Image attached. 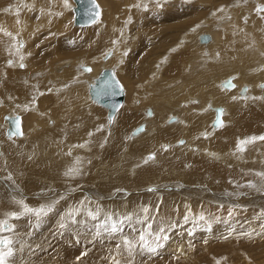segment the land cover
Returning <instances> with one entry per match:
<instances>
[{"label":"rangeland","instance_id":"374dc122","mask_svg":"<svg viewBox=\"0 0 264 264\" xmlns=\"http://www.w3.org/2000/svg\"><path fill=\"white\" fill-rule=\"evenodd\" d=\"M30 1H0V26L6 27L7 30H5L9 31H4L5 33L2 35L0 32V109H7L0 122V131H3V133L0 132V238H6L12 242L9 246L14 253L13 256L7 258V264H112L111 258L117 256L116 245L122 243V237L127 235L130 239H138L140 232L146 234V238L153 247L157 243L161 244L162 247L157 248L155 253H150L146 250H139V246H137L138 250L134 253L132 264H264V227H262L264 226V140L256 139L252 143L244 144V151L238 150L240 141L264 136V130L262 131L264 126L262 127L259 123L261 129L255 132V135H249L250 138H246V134H244L242 136L245 138L237 139L232 147H228V140L224 139L228 128L225 122H222L221 115L219 127L214 124L218 114L224 113L227 108H209L212 106L211 100H206L207 102L204 103L206 106L202 105L201 101L193 103L195 99L199 100L201 95H195L197 92L192 91L191 93L195 95L191 98L192 100H183V103L174 106L175 108L170 109L172 112H167L165 116L167 123L162 120L160 124L161 128L169 129H166L167 138L172 136V131L177 128V125L184 128L187 126L186 124H189L191 133L189 140L191 139L193 143L188 148L179 150L185 146L187 137L184 138L183 135L174 140L171 138L170 141L164 139L160 140L161 142L158 144L156 141L160 138L156 140L153 133L156 131H153L154 128L147 121L154 120L156 114L158 116L156 121H160L161 114L159 111L156 112V107L153 104H145L141 100L142 97L147 98L155 95V97L165 96L162 102L171 101L170 98L176 95L174 89L176 88L178 92L179 87L190 81L191 76L196 77L199 72L203 71L205 78L210 76L212 72L209 70L213 71L214 68L209 64L219 63L215 61L218 59L215 53L216 50H220L221 45L217 43L211 45L210 47H213L211 49L207 47L213 43L211 35L207 33L209 32L207 28L210 27L215 32H222L223 26L230 21L228 9L218 13L217 19L215 16L211 17L212 9L210 7L212 5H207L209 8L197 6L195 0H176L175 2L172 0L174 6H170L167 3L168 0L161 2L160 0H140V3L137 0L134 1V3L136 2L135 5H133L132 0L128 3L129 5L126 4L125 0H120L118 4H120L121 9L116 11L115 18L122 17L125 12L127 15L122 18L121 27L120 25L115 27V30L120 29L119 36L117 35V38L115 36V40L119 42L128 27L125 33L127 38H124L125 45L128 47L119 50V54L116 55L124 54L123 56L126 58L123 59L122 65L125 71L130 69L133 72L132 78L129 79L134 81L130 93L133 98L128 96V99L132 101L128 100L127 104H130L135 109L132 110L138 114L137 124H133L134 126L132 125L130 130L123 128L119 124V120L115 122L116 118L114 119V117L109 120L106 115L107 110L99 107L95 101L92 100L95 106L89 100L84 102L76 93L75 102L78 101L76 99H80V102L75 103L70 95L75 89V92L81 90L80 94H82L80 86L87 85L85 77L77 75L79 72L80 75L91 72V68L84 67L87 63H82V59L87 58L88 55L94 60L97 56V59L102 56L105 59L108 53L104 55L103 51L108 49L110 40L108 38L103 40V36L99 37L104 34L112 35L110 32L104 31V23L99 24V27L93 24L94 26L90 25L88 28L78 29L74 27V20L70 18L73 15L67 13V10L71 9L70 0H56L53 4H48L47 1L49 0H46L48 5L43 2L44 0H34L33 4L39 5L32 4L33 7H29ZM155 1H159V3L154 7L148 6ZM201 1H207V4L208 1L211 3L214 1L212 4H217V0ZM261 1V4L264 5V0ZM114 2L117 4L116 1ZM141 5L142 9L139 7ZM35 6L38 7L35 8ZM104 7L106 9V5L101 7L99 5L100 10ZM42 8H46V11L53 9L55 13H51L52 16L46 20L48 21L47 24L41 22L40 12H42ZM7 9L10 11L8 10V12ZM166 10L168 12L173 11L170 19L174 22L167 19ZM136 12L138 13L137 17L135 16ZM62 14L70 15V19L68 18V22L66 20L65 24H62L63 29H60L55 24ZM11 16L12 18H10ZM1 19L7 20L5 22ZM166 19L167 21H165ZM203 19H208L207 23L212 22L207 24L204 29L205 25L203 24L205 23H199ZM1 21H4V25ZM103 21L106 23L105 19ZM17 22H20V25L28 22L26 26L20 29V32L26 35V41L20 32L12 30L19 25ZM123 24L126 28L123 27ZM96 29L101 32L98 34ZM194 34L196 37L193 36ZM206 40L208 43H204ZM200 45L201 50H197V52L195 48ZM71 49L74 50L75 56L70 55ZM113 49L111 48L109 51L112 53ZM15 52L22 57L20 61L17 60L18 55L14 56ZM178 53L181 54L180 56L184 55V58L177 59ZM253 59L257 60L258 58L254 57ZM31 60L34 64L29 68L32 63ZM103 60L100 59L97 62L101 65L104 63ZM246 63L245 72L252 71L253 74H258V70L263 69V67L257 68L260 67L257 61L252 63V67H250V62L247 61ZM27 64H30L29 67H25ZM21 65H24V68ZM11 66L16 70L12 69ZM148 66L153 67L154 70L149 75L155 76L154 73L157 70H162V72L158 77H153L154 80L151 79L149 82L141 84L139 78L142 77V73L141 71L134 73L136 72L134 68L141 67L146 72ZM249 67L253 70H249ZM28 68L29 73L27 75ZM109 68L113 71L112 66ZM241 69H238V72ZM238 72L236 70L233 74ZM74 73L76 74L72 76ZM114 74L116 77L118 76L116 72ZM176 74H181L180 77L182 78H178L182 80L176 78ZM118 77L121 85L125 86V82L120 79V76ZM232 78H237V76L234 75ZM228 80L230 83L232 82L231 79ZM170 81L172 85L168 83ZM261 82L251 91L249 87V93L254 95H249L248 98L245 94L248 87L243 88L245 91L241 94L246 102H239L238 106H235V108L237 107L235 113L231 109L227 123L230 119L233 120L234 115L232 116V114L247 111V108H251L252 111L259 109L264 112L263 103L262 101L259 103L261 106L259 108L258 101L261 99L259 96L257 97L258 90H264V80ZM146 85L150 86L148 92L143 90L137 95V91ZM223 87L226 88V85ZM53 90L54 93L57 91L56 95L58 96L53 98L54 101L51 100L49 107L46 104L44 109L39 100L44 95L52 94ZM135 97L137 98L135 99ZM190 104L199 105L197 111L203 107L204 110L199 114L212 111L214 119L211 122L209 119L208 122H205L206 125L203 129H196L195 131L191 128V122L184 118L181 110L183 106ZM7 106L12 108V111H9L10 108L8 107V109ZM15 106L25 107L22 112L19 110L20 113H18ZM39 108L42 111H39ZM49 108L54 110L51 113L52 116ZM36 110L39 111L40 116H36L37 118L27 122L29 115ZM14 112H17L16 115L20 116L22 120L25 119L26 127L23 126L24 134L21 138H8L6 134L7 119L15 115ZM93 112L99 116L94 115ZM138 119L140 120L138 121ZM106 120L113 124H106ZM42 121L46 123L45 128L41 127ZM70 126H72L70 129L65 130ZM138 128L148 134L141 136L142 132H139L136 135ZM217 133L222 140L224 139L222 147L213 143L211 149L205 153L207 156H202L204 155L202 151L208 150V146L211 144L210 140L213 139L214 135L217 136ZM222 133L226 134L223 136ZM138 135L141 137L139 138ZM128 136H132L134 139H129ZM51 139H54V142L49 147ZM149 141L156 143V149L146 152ZM27 147L28 150L30 149L29 154L28 152L25 154L21 152ZM192 152L199 154L192 155L190 154ZM77 156H79L78 159ZM149 156L154 158L149 159ZM227 156L230 158L228 159ZM246 156L247 159L245 160ZM199 158L209 163L221 164V167L224 168L238 169L237 178L222 177L218 173H207L209 167L203 166ZM173 162L177 164H173ZM41 164L48 167L43 172L40 167ZM60 164L61 168H59ZM73 169L78 170V172L68 174ZM244 176L245 179L242 178ZM232 200H235V203ZM53 204V210L39 218L34 213L24 211L25 206L32 209L42 207L46 209ZM207 207L209 209H205ZM210 207L212 209L214 207L215 210L210 211ZM144 208L149 209L147 214L142 211ZM218 208L226 212L221 214L220 212L223 210L216 211ZM230 208H234L236 211L239 209L240 213L232 210L231 215H229L228 209ZM97 209H101L98 214L99 218L92 220L88 212L96 213ZM192 211L196 213L194 214ZM200 213L206 217L205 220L198 219ZM210 213H214L213 215L217 217H210V215L212 216ZM14 214L18 218H14ZM108 215H111L113 220H124L122 233L109 235L102 229H98L97 226ZM145 215L148 216L147 220H144ZM126 216H132V220H126ZM186 216L188 217L187 222L185 221ZM73 217L75 222H73ZM5 221L7 226H3ZM23 223H28V227H25ZM61 224L65 226L61 227ZM148 224L152 225L151 229L147 227ZM209 225H211L210 228ZM158 227L165 229L160 235H166L167 240L155 241V233ZM133 228L136 229L135 232L132 231ZM98 230L100 231L99 236L96 234ZM149 232L152 235H148ZM117 258L120 259L121 264H127L126 256H117Z\"/></svg>","mask_w":264,"mask_h":264},{"label":"bare ground","instance_id":"6f19581e","mask_svg":"<svg viewBox=\"0 0 264 264\" xmlns=\"http://www.w3.org/2000/svg\"><path fill=\"white\" fill-rule=\"evenodd\" d=\"M1 1V0H0ZM73 1V0H72ZM71 0H70V2H71V9H68L67 10V13H71V15H73V17H74V7H75V3H74V1L72 2ZM96 2H97V4H99L100 5V7L102 6V5H106V9H105V7H104V9H101L100 10V8H99V5H98V8H99V15H98V17H97V19L96 20H94L90 25H95L96 27H99L100 25L99 24H102V23H104V25H105V28H104V31L107 33H109L110 32V34H112L113 35V33H114V36H112V35H107V34H104V35H101V36H99V37H104L103 38V40H105V38H108L110 41V43H109V46H108V49H105L103 52H104V55L107 53V55H106V57H105V59H104V57L102 56L100 59L101 60H103L104 61V63H101V65H100V63H98L97 61L98 60H100V59H97L98 58V56H97V58L94 60V58L92 59L89 55H88V57L87 58H85V59H82L83 60V62L82 63H84V64H86L87 63V65H85L84 67H89V68H91V72L89 73H87V74H83V75H80L81 73L79 72L77 75L78 76H82V77H85V80H86V83H87V85L85 84V85H81L80 87L82 88V94H80L81 93V90H80V92H75V90L74 91H72L71 93H70V95H71V97H73V102H75V95H79V98L80 99H82L84 102H87L88 100H89V102L90 103H92V104H94V106H95V103H93V101H92V99H90L91 97H89L90 96V93H88V89H90V86L92 85V84H94L95 83V81L97 80V78H98V76H99V74H100V72H101V69L103 70V68H108V69H110L109 67H111L112 66V68H113V72H116V74L118 75V76H120V79H122L124 82H125V86H124V88H125V90H124V88H123V86H122V88H123V94H124V97H123V103H122V105H121V107L117 110V112L115 113V116H114V119H115V122H117L118 120V122H119V124L123 127V128H131V126L133 125V124H137L136 122H137V112L135 113L132 109H134L132 106H130V104L128 105L127 104V101L129 100L128 99V96H130V93H131V89H132V87H133V85H134V81H132V80H129V79H131L132 77V74H133V72H132V70H126L125 71V69H124V67H123V59L124 58H126V57H124L123 55L124 54H120V55H116V54H119V50H122V49H126L128 46H126L125 45V39L124 38H127V35H125V33L127 32V28L125 27V25L123 26V27H125L126 28V31L124 32V36L123 37H121V40H119V42H118V40H115V36H116V38H117V35L119 36V30H115L116 28L115 27H118L120 24H122L121 23V21H122V18L123 17H126V15H127V12H125L124 13V15L122 14V17H119V18H115V15H117V14H115L116 13V11L117 10H119V9H121V7H119L120 6V4H118L119 2H120V0H113V1H116L117 2V4H115V2L113 3V1H110V0H95ZM124 1V0H123ZM131 0H125V2H126V4H128L129 2H130ZM133 1V3H134V1H137V0H132ZM146 1V0H145ZM144 1V2H145ZM161 1H163V0H160V2ZM166 1V0H165ZM172 0H168L167 1V3H169L170 4V6H174V3H172L171 2ZM176 0H174V2H175ZM4 2V1H3ZM16 2H18V1H16ZM45 4H47L46 3V0H44L43 1ZM48 2V4L49 3H51V4H53L54 2H56V0H49V1H47ZM138 3H140V0H138L137 1ZM143 2V3H144ZM157 1H155V3H151L150 5H148L149 7H154L156 4H158L159 3V1L156 3ZM195 2H196V4H197V6H207V5H209V6H211L210 8L212 9V16L211 17H216L217 19H218V13H222L223 12V10L224 9H228V11L227 12H229V15H230V21L228 22V23H226V25H224L223 26V28H224V30H223V28H222V32H215V31H213L210 27L209 28H207L208 30H209V32H207V33H209L210 35H211V37H212V39H213V43L212 44H210L209 46H207V47H209L210 49L211 48H213V47H210L211 45H213V44H217V43H219V45H221V47H220V50H216V53H215V55H216V58L218 57V59L217 60H215V61H218L219 63L217 64V63H215V62H213L212 64L210 63L209 65H211L212 66V68H214V70L212 71L211 69L209 70L210 72H212L211 74H210V76L208 77V78H205V73H203V72H199V74L196 76V77H194V75L193 76H191V79H190V81H188V82H185V84L184 85H181L180 87H179V91L180 90H182L180 93H179V91L177 92L176 91V88L174 89V93L176 94V95H174L172 98H170L171 99V101H169L168 100V102H162V99L165 97V96H163V97H155V95H152V96H148L147 98L146 97H142V99L141 100H143L144 101V103L145 104H153L155 107H156V109L155 110H157L156 112L158 113V111L160 112V114H161V117H159L160 118V121H156L157 120V114L155 115V119L154 120H149V121H147V123H150V125H151V127H153L154 129H153V131H156V132H153L154 134H155V138H156V140L158 139V138H160L158 141H156L158 144H159V142H161L160 140H164V139H167L168 141H170L171 140V138H173L172 140H174V139H176V137H178V138H180V137H182L183 135V137L185 138V137H187V139H186V141H185V146H183V147H181V148H179V150L181 149H184V148H188L189 147V145H191V143H193V141H191V139L189 140V137L191 136V133H190V128L188 127V125L189 124H186L185 126L186 127H184V128H181V127H183V126H181V127H178V125L176 126L177 128H175V129H173V133H172V136L170 135L169 136V138H167V130H169L168 128H166V129H163V128H161L160 127V124H161V121L163 120L164 122H166L167 123V117L165 118V116H166V114H167V112H172L170 109H173V108H175L176 107V105H180V103H183V100H192L191 98L193 97V96H195V95H201L200 97H199V100H197V99H195L194 101H193V103H197V101H201L202 103V105L205 103V102H207L206 100H211V102H212V106H210L209 108H212V109H216V108H218V107H221V109H222V107H226L227 109H226V111L224 112V113H220V114H218V117L216 118V122H214V124L216 125V126H218L219 127V125L221 124V118H220V115L222 116V122H225V125H227L226 127L228 128V129H226L227 131H226V133H222L221 135H223V134H226L225 135V140H228V144H229V146L228 147H232L235 143H236V140L237 139H241V138H245L244 136H242V135H244V134H246V138H248L249 137V135L250 136H252V135H255L254 133L255 132H257L259 129H261V128H259V123H261V126L263 127L264 126V112L263 111H260L259 109L258 110H255V111H252V109L251 108H247L248 110L247 111H240V112H238V113H236V114H232V116H233V120H231L230 119V121H229V123H227V120L229 119V117H230V114H231V109H233V111H234V113H235V111L237 110L236 108H235V106L237 105L238 106V103L239 102H241V101H243V102H246V99H244V97H242V92L243 91H245V89H243L245 86H247L248 87V91L245 93L246 95H247V98L249 97V95H254V94H250L249 92L255 87V86H257V84L258 83H260L261 81H263L264 80V72H263V69H264V11H261L260 9H264V5H262L261 4V0L259 1V0H217V4L216 5H214V4H212L211 2H209L208 1V4L206 3L207 1H201V0H195ZM8 3H9V1H8ZM34 3V0H31L30 1V5H29V3H27V5H29V7H33V6H31L32 4ZM62 3V2H61ZM68 3V2H67ZM136 3V2H135ZM135 3L133 4V5H135ZM142 3V2H141ZM167 3H164V4H167ZM35 4H37V3H35ZM35 4H33V5H35ZM41 4V3H40ZM47 4V5H48ZM64 4V3H63ZM132 4V3H131ZM37 5H39V4H37ZM41 5H43V4H41ZM55 5H56V3H55ZM122 5V4H121ZM129 5V4H128ZM176 5V4H175ZM21 6V5H20ZM46 6V5H45ZM67 6H68V4H67ZM118 6V7H117ZM130 6H132V5H130ZM159 6V5H158ZM22 7V6H21ZM38 6H35V8H37ZM42 7H44V5L42 6ZM117 7V8H116ZM124 7V6H123ZM136 7V6H135ZM140 8L142 7V5L141 6H139ZM157 7V6H156ZM177 7V6H176ZM181 7V6H180ZM208 7V6H207ZM128 8H129V6H128ZM128 8H127V10H128ZM199 8V7H198ZM209 8V7H208ZM22 9V8H21ZM123 9V8H122ZM136 9V8H135ZM142 9V8H141ZM141 9H139V10H141ZM159 9V8H158ZM9 9H7V11H8ZM35 10V9H34ZM138 10V9H137ZM199 10V9H198ZM202 10V9H201ZM6 11V12H7ZM10 11V10H9ZM8 11V12H9ZM12 11V10H11ZM122 11V10H121ZM176 11V10H175ZM191 11V10H190ZM54 13V11H53V9H51V10H48V11H46V8H42V12H40L41 14V22H43V23H46L47 24V22L48 21H46L48 18H50L52 15H51V13ZM120 12V11H119ZM177 12V11H176ZM180 12V11H179ZM52 13V14H53ZM140 13V12H139ZM155 13V12H154ZM172 13H173V11H171V12H168L167 10H166V15H167V19H170L171 17H172ZM29 14V13H28ZM55 14V13H54ZM100 14H101V19L99 20V18H100ZM136 15V17L138 16V13L136 12L135 13ZM141 14V13H140ZM165 14V13H164ZM174 14H175V12H174ZM12 15V14H11ZM185 15V14H184ZM13 16H15V15H13ZM22 16V15H21ZM24 16V15H23ZM120 16V15H119ZM135 16H133V17H135ZM70 17V15H67V14H62L61 15V17H59V19L56 21V27H60V29H63V26H62V24L64 23V22H66V20L68 19ZM73 17H70L71 19H73L74 20V18ZM175 17H177V16H175ZM10 18H12V16L10 17ZM9 18V19H10ZM69 18V19H70ZM115 18V19H114ZM164 18V17H163ZM216 18H215V20H216ZM21 19V18H20ZM68 19V20H69ZM106 20V23H105V21H103V20ZM129 19H131V18H129ZM140 19V18H139ZM167 19L165 20V21H167ZM222 19V18H221ZM1 20H4V19H1ZM5 20H7V19H5ZM4 20V21H5ZM24 20V19H23ZM68 20H67V22H68ZM99 20V22L97 23V21ZM134 20H136V19H134ZM141 20V19H140ZM146 20V19H145ZM171 20V19H170ZM208 20V19H207ZM206 19H203V20H200L199 21V23L200 22H203V23H205V24H203V25H205V27H203V29L204 28H206L207 27V24H209V23H212V22H209V23H207L208 21H207ZM4 21H1V23H3ZM12 21V20H11ZM16 21V20H15ZM169 21V20H168ZM171 21H173V20H171ZM6 22V21H5ZM13 22V21H12ZM40 22V23H41ZM74 22V21H73ZM123 22V21H122ZM129 22V21H128ZM174 22V21H173ZM27 23L28 22H25V23H23L22 25H20V22L18 23L17 22V24H19V25H17L14 29H12V30H17L18 31V33L20 32V29L22 28V27H24V26H26L27 25ZM39 23V24H40ZM97 23V24H96ZM160 23V22H159ZM65 24V23H64ZM129 24V23H128ZM168 24V23H167ZM202 24H200V25H202ZM1 25V24H0ZM2 25H4V23L2 24ZM42 25V24H41ZM54 25V26H55ZM90 25H88V26H90ZM93 25V26H94ZM99 25V26H98ZM200 25H199V27H200ZM12 26V25H11ZM15 26V25H14ZM39 26V28H41L40 27V25H38ZM88 26H74V27H77L78 29L79 28H84V27H87L88 28ZM133 26V25H132ZM13 27V26H12ZM62 27V28H61ZM64 27H65V25H64ZM102 27H104V26H102ZM120 27H121V25H120ZM212 27V26H211ZM27 28V27H26ZM66 28V27H65ZM202 28V27H201ZM6 29V27H3V26H0V32H2L1 33V35L3 34V33H5V32H9V31H6L5 30ZM10 29V28H9ZM52 29V28H51ZM54 29V28H53ZM52 29V30H53ZM59 29V28H58ZM59 29V30H60ZM94 29V28H93ZM11 30V29H10ZM57 30V29H56ZM99 30V29H98ZM97 29H96V31H97V33L99 34L101 31L99 30L98 31ZM5 31V32H4ZM206 31V30H205ZM204 31V32H205ZM59 32V31H58ZM195 32V31H194ZM197 32V31H196ZM21 33V32H20ZM25 33V32H24ZM90 33V32H89ZM22 35H23V37H24V39H25V41L27 40L26 39V35L25 34H23V33H21ZM71 34V33H70ZM12 34H10V36H11ZM93 35V34H92ZM91 35V36H92ZM96 35V34H95ZM201 35V34H200ZM204 35V34H203ZM27 36H28V34H27ZM112 36V37H111ZM134 36V35H133ZM193 36H195L196 37V35L194 34ZM193 36H191V37H193ZM195 37H193V38H195ZM13 38H14V36H13ZM66 38V37H65ZM95 38H96V36H95ZM21 39V38H20ZM60 39V38H59ZM97 40H99L98 38H96ZM96 39H95V42H96ZM179 39V38H178ZM191 39V38H190ZM196 39V38H195ZM232 40V41H231ZM23 41V40H22ZM58 42V41H57ZM88 42H89V40H88ZM104 42V41H103ZM132 42V41H131ZM204 42V41H203ZM211 42V41H210ZM6 43V42H5ZM4 43V44H5ZM94 43V42H93ZM133 43V42H132ZM201 43V42H200ZM204 43H208L207 41L206 42H204ZM204 43H201V44H204ZM89 45V44H88ZM187 45V44H186ZM206 45V44H205ZM7 46V45H6ZM14 47H15V45H14ZM99 47H100V45H99ZM192 47V46H191ZM190 47V48H191ZM196 47V46H195ZM16 48V47H15ZM111 48H114L113 49V51H112V53L109 51ZM193 48H194V46H193ZM192 48V49H193ZM74 49V48H73ZM73 49H71V52H70V55L71 56H75V53H74V50ZM196 49V51L198 50H201V45L199 46V47H196L195 48ZM202 49H203V47H202ZM216 49V48H215ZM14 51H16V50H14ZM195 51V52H196ZM197 51V52H198ZM18 52H20V51H18ZM122 52V51H121ZM120 52V53H121ZM188 52V51H187ZM191 52H192V50H191ZM14 53V52H13ZM142 53V52H141ZM68 54V53H67ZM132 54V53H131ZM179 54V53H178ZM186 54V53H185ZM15 55H18L17 56V60L18 61H20L21 59H22V57L20 56V54L19 53H17V52H15V54H14V56ZM23 55H24V52H23ZM181 54H179L178 55V57H177V59H179V60H181V59H183L184 58V55H182V56H180ZM190 55V54H189ZM26 56V55H25ZM62 56V55H61ZM66 56V55H65ZM175 56V55H174ZM176 56H177V54H176ZM186 56V55H185ZM16 57V56H15ZM78 57V56H77ZM182 57V58H181ZM254 57H257L258 59L257 60H255V59H253ZM236 58H237V60H236ZM175 59H176V57H175ZM77 60H79V59H77ZM186 60V59H185ZM188 60V59H187ZM199 60V59H198ZM236 60V61H235ZM245 60H246V62L248 61V62H250V67H252V63L253 62H258L259 64H258V66H260V67H257L258 69L259 68H261V67H263V69H257L258 71H259V73L258 74H253V72L252 71H246L245 72V70H246V65H247V63L245 62ZM32 61V60H31ZM63 61V60H62ZM175 61V60H174ZM173 61V62H174ZM178 60H176V62H177ZM233 61V62H232ZM72 62V61H71ZM75 62V61H74ZM175 62V63H176ZM179 62V61H178ZM33 61H32V63H31V66L29 67V65L27 64V65H25V67H29V68H31L32 66H33ZM84 64H82V65H84ZM127 65V64H126ZM180 65V64H179ZM182 65V64H181ZM249 65V64H248ZM254 65V64H253ZM18 66V65H17ZM100 66H102V67H100ZM132 66V65H131ZM255 66H256V63H255ZM52 67V66H51ZM65 67V66H64ZM68 67H70V66H68ZM83 67V66H82ZM176 67V66H175ZM188 67V66H187ZM241 69V67H243V69H241L239 72H238V69ZM244 67H246L245 68V70H244ZM250 67H249V70H251L250 69ZM11 68H12V66H11ZM19 68V67H18ZM24 68V67H23ZM29 68H28V70H27V75H28V73H29ZM36 68V67H35ZM127 68H128V66H127ZM132 68H134V67H132ZM148 69H147V71L146 72H144L142 69H141V67H137V68H134V71H136V72H134V73H138V71H141V73H142V77L141 78H139L140 79V82H141V84H145L146 82H149L153 77H158L160 74H161V72H162V70L160 71H156L155 73H154V75L155 76H153V74L152 75H149V74H151V73H153L154 72V70H153V67H150V66H148L147 67ZM150 68V69H149ZM177 68V67H176ZM181 68V67H180ZM12 69H14V67L12 68ZM22 69V68H21ZM138 69V70H137ZM146 69V68H145ZM14 70H16V68L14 69ZM18 70V69H17ZM23 71H25V69H22ZM69 70V69H68ZM88 70H90V69H88ZM118 70H120L121 72H119ZM156 70V69H155ZM178 70V69H177ZM237 70V72L238 73H235V74H233L235 71ZM253 70V69H252ZM143 71V72H142ZM255 71H256V69H255ZM257 71V72H258ZM262 71V72H261ZM19 72V71H18ZM17 72V73H18ZM66 72V71H65ZM171 72V71H170ZM21 73H22V71H21ZM84 73V72H83ZM24 74H25V72H24ZM62 74V73H61ZM76 73H74V74H72V76L73 75H75ZM98 74V75H97ZM196 74V73H195ZM233 74V75H232ZM135 75V74H134ZM181 75V74H180ZM180 75L178 74H176L175 76H176V78H178V77H180ZM234 76V75H236L237 76V78H232V76ZM71 76V77H72ZM117 76V78H119ZM138 76V75H137ZM136 76V77H137ZM152 76V77H151ZM168 76V75H167ZM231 76V77H230ZM171 77V76H170ZM135 78V77H134ZM180 78H182V77H180ZM179 79V78H178ZM188 79V78H187ZM228 79H231L232 80V82L230 83L229 82V80ZM152 80H154V79H152ZM179 80H182V79H179ZM184 80V79H183ZM225 80V81H224ZM251 80H252V83H251ZM130 81V82H129ZM185 81V80H184ZM254 81V82H253ZM155 83V82H154ZM169 84L171 83V81L170 82H168ZM182 83V82H181ZM187 83V84H186ZM249 83V84H248ZM262 83V82H261ZM124 84V83H123ZM160 84V83H159ZM217 84V85H216ZM156 85V84H155ZM170 85H172V84H170ZM216 85V86H215ZM226 85V88H224L223 86H225ZM229 85H231V86H229ZM242 85H244V86H242ZM249 85V86H248ZM249 87H250V91H249ZM150 88V86H143V87H141L138 91H137V95H138V93L139 92H141V91H143V90H147L146 92H148V89ZM172 88V87H171ZM56 89V88H55ZM54 89V90H55ZM152 89V88H151ZM241 89H242V91H241ZM256 89V88H255ZM255 89H254V91H255ZM260 89V88H259ZM54 90H53V92H52V94H50V95H44L40 100H39V102H40V104H41V107H43L44 109H45V105L47 104L48 106L47 107H49V103L51 102V100H53V98L54 97H57L58 95H56L57 94V91L54 93ZM151 91V90H150ZM173 91V90H172ZM194 92V91H196L197 92V94H195V95H193L191 92ZM159 92V91H158ZM256 92H257V90H256ZM77 93V94H76ZM84 94V95H83ZM88 94H89V96H88ZM154 94V93H153ZM165 95V94H164ZM246 95H244V96H246ZM256 95V94H255ZM88 96V97H87ZM131 96H132V94H131ZM130 96V97H131ZM260 97V101H258V105H259V103H261V101H262V106H264V90H258V93H257V97ZM263 96V97H262ZM63 97V96H62ZM59 98V97H58ZM60 98H61V96H60ZM127 98V99H126ZM132 98H133V96H132ZM131 98V99H132ZM137 97H135V99H136ZM72 99V98H71ZM80 99H76V100H78V101H76L75 103H78V102H80ZM126 99V100H125ZM140 99V98H139ZM165 99V98H164ZM168 99V98H167ZM166 99V100H167ZM249 99H251V100H253L252 98H249ZM14 100H16V99H14ZM134 100V99H133ZM54 101V100H53ZM129 101H132V100H129ZM136 101V100H135ZM143 101H141V102H143ZM62 103H63V101H62ZM177 103V104H176ZM192 103V102H191ZM250 103H251V101H250ZM11 104V103H10ZM51 104V103H50ZM60 104V103H59ZM91 104V105H92ZM132 104V103H131ZM188 104V103H187ZM245 104V103H244ZM57 105V104H56ZM99 105V104H98ZM205 105V104H204ZM257 105V106H258ZM11 107H13L12 105H10ZM37 106V105H36ZM88 106V105H87ZM123 106V107H122ZM127 106H129V108H126ZM148 106V105H147ZM150 106V105H149ZM175 106V107H174ZM206 106V105H205ZM260 106V105H259ZM9 106H7V108H8ZM24 107L25 106H15V110H18V113H20L19 112V110H21V112H22V110H24ZM40 107V108H41ZM61 107V106H60ZM99 107H100V105H99ZM102 107V106H101ZM139 107V106H138ZM143 107V106H142ZM199 107V105H193V104H190V105H186V106H183L182 107V114L184 115V118H186L188 121H190L191 122V128L192 129H195V131H196V129H203L204 127H205V122H208V120L209 119H211L210 120V122L212 121V119H214V116H213V114L209 111V112H204V113H201V114H199V112H201V111H203L204 109H203V107H202V109L200 110V111H197L196 109ZM10 108V107H9ZM8 108V109H9ZM14 108V107H13ZM39 108V111L41 110ZM56 108V107H55ZM74 108V107H73ZM103 108V107H102ZM122 108V109H121ZM259 108H261V106L259 107ZM12 108H10L9 109V111L11 110ZM88 109H90L89 107H88ZM105 109V108H104ZM199 109V108H198ZM5 110L7 111V109L6 108H3V109H0V122H1V117H2V115H3V113L5 112ZM49 110H50V115H51V113L54 111V110H52V109H50L49 108ZM68 110V109H67ZM91 110H93V109H91ZM90 110V111H91ZM106 110V109H105ZM135 110V109H134ZM153 110H154V107H153ZM154 110V111H155ZM12 111V110H11ZM14 111V110H13ZM39 111H32V115L30 114L29 115V118L27 119V122H30V121H32L33 119H35V118H37L36 116H40V113H39ZM42 111V110H41ZM94 111V110H93ZM166 111V112H165ZM174 111V110H173ZM26 112V111H25ZM59 112V111H58ZM61 112H62V110H61ZM165 112V113H164ZM175 112H176V110H175ZM15 113V112H14ZM17 113V112H16ZM16 113H15V115H12L11 117H9V119H7L6 121H7V126H8V129H7V132H6V134H7V137L8 138H14V137H18V138H21V136H23V134H24V127L23 126H25V119H21V117H20V125H22L21 126V134L20 135H15V136H9V131L11 130V125H12V123H11V120L12 119H14V118H16V117H18V115H16ZM24 113V112H23ZM42 113V112H41ZM94 113V112H93ZM103 113H105L104 111H103ZM149 114H151V112H148ZM155 113V112H154ZM207 113H208V116H207ZM214 113H215V110H214ZM174 114V113H173ZM92 115V114H91ZM94 115H97V114H95L94 113ZM105 115V114H104ZM106 115H107V112H106ZM147 115V114H146ZM170 115V114H169ZM52 116V115H51ZM86 116V115H85ZM97 116H99V115H97ZM102 115H100V118H102L101 117ZM149 116V115H148ZM206 116V117H205ZM216 116V115H215ZM94 117H96V116H94ZM169 117H171V116H169ZM43 118V117H42ZM81 118H82V115H81ZM6 119V118H5ZM44 119H45V116H44ZM21 120H22V122H21ZM38 120V119H37ZM93 120V119H92ZM140 119H138V121H139ZM217 120H218V122H217ZM36 121V120H35ZM56 122H58L57 120H55ZM145 121H146V119H145ZM36 122H38V121H36ZM100 122V121H99ZM106 124H108L109 122L106 120ZM40 123V122H39ZM101 123V122H100ZM99 123V124H100ZM143 123V122H142ZM180 123V122H179ZM227 123V124H226ZM31 124V123H30ZM36 124V123H35ZM41 127L42 128H45V126H46V123L44 122V121H42L41 122ZM110 124H113L112 122L111 123H109V125ZM182 124H184V122L182 121ZM209 124V123H208ZM38 125V124H37ZM62 125V124H61ZM149 125V124H148ZM6 126V127H7ZM39 126V125H38ZM63 126H65V124H63ZM114 126H115V123H114ZM134 126V125H133ZM162 126V125H161ZM26 127V126H25ZM61 127V126H60ZM72 126H70V127H65L66 129L65 130H67V129H70ZM37 128V127H36ZM207 128H208V126H207ZM58 129V128H57ZM82 129V128H81ZM139 129V128H138ZM146 129V128H145ZM36 130V129H35ZM83 130V129H82ZM128 130V129H127ZM131 130V129H130ZM140 130H141V128H140ZM209 130V129H208ZM264 130V128L262 129V131ZM118 131V130H117ZM133 131V130H132ZM147 131H149V130H147ZM203 131V130H202ZM216 131V130H215ZM222 131V130H221ZM1 133H3V131H0ZM64 132V131H63ZM71 132V131H70ZM139 132H142L141 134V136H144V135H147L148 133L147 132H145L144 130H142V131H137L136 130V135L137 134H139ZM69 133V132H68ZM85 133V132H84ZM122 133V132H121ZM203 133V132H202ZM78 134V133H77ZM125 135V134H124ZM72 136V135H71ZM139 136V135H138ZM141 136H139V138L141 137ZM153 136V135H152ZM224 136V135H223ZM46 137V136H45ZM129 137V136H128ZM146 137V136H145ZM48 138V137H47ZM73 138H74V134H73ZM72 138V139H73ZM135 138H137V137H135ZM191 138V137H190ZM208 138V137H207ZM232 138V139H231ZM250 138V137H249ZM75 139V138H74ZM116 139H118V138H116ZM128 139V138H127ZM129 139H134L132 136L131 137H129ZM223 139V140H224ZM47 140V139H46ZM102 140V139H101ZM152 140H155V139H152ZM193 140V139H192ZM223 140L221 139V137L218 135V133H217V136L216 135H214V137H213V139L212 140H210L211 141V144H209V146H208V150H206L205 149V151L203 150L202 151V153L204 154V155H202V156H207V155H205V153H207V151H209V149H211L210 147L212 146V144L214 143L215 145H217V146H221L222 147V144H223ZM103 141V140H102ZM54 142V139H51V141H49V147H51L52 145V143ZM117 142H120V141H118L117 140ZM116 142V143H117ZM124 142V141H123ZM154 141H149L148 143H147V150H146V152H148V150H151V149H156V143L154 144L153 143ZM197 142V141H196ZM69 143V142H68ZM224 143H226V145H228L227 144V142L226 141H224ZM100 144V143H99ZM115 144V143H114ZM200 144H202V143H200ZM54 145V144H53ZM207 145V144H206ZM205 145V146H206ZM226 145H224V146H226ZM248 145H250V144H248ZM263 145H264V142H263ZM56 146V145H55ZM106 146V145H105ZM115 146V145H114ZM144 146V145H143ZM145 146H146V144H145ZM111 147V146H110ZM120 147V146H119ZM256 147V146H255ZM58 148V147H57ZM79 148H80V146H79ZM84 148V147H83ZM141 148V147H140ZM162 149V148H161ZM80 150V149H79ZM167 150V149H166ZM214 150V149H213ZM260 150V149H259ZM19 151V150H18ZM29 151H30V149L28 150V147L26 148V149H24L23 151H21V152H23L24 154L26 153V152H28V154H29ZM201 151V150H200ZM199 151V152H200ZM168 152V151H167ZM170 152V151H169ZM217 153V152H216ZM28 154H26V155H28ZM45 154V153H44ZM88 154V153H87ZM190 154H192V155H197V154H199V153H190ZM190 154H188L189 156H190ZM158 155V154H157ZM165 155H167V154H165ZM199 156V155H198ZM25 157V156H24ZM197 157V156H196ZM228 157V156H227ZM19 158V157H18ZM79 158V156H77V159ZM186 158V157H185ZM191 158V157H190ZM194 158V157H193ZM198 158V157H197ZM197 158H195V159H197ZM230 158V156L228 157V159ZM233 158V157H232ZM20 159V158H19ZM72 159V158H71ZM192 159V158H191ZM194 159V160H195ZM200 159V158H199ZM242 159H244L243 157H242ZM247 159V156H246V158H245V160ZM203 159H200V163L203 165V166H205V167H209V169L207 170V173H211V174H215V173H218V175L220 174L222 177H233V178H237L236 176V174L237 173H239L238 172V169H235V168H230V167H227V168H224V167H221L222 165L221 164H217V163H209V162H207V161H202ZM237 160H238V158H237ZM244 160V161H245ZM129 161H131V160H129ZM163 161V160H162ZM161 161V162H162ZM165 161V160H164ZM240 162H241V160H239ZM37 162H39V161H37ZM176 162H178V161H176ZM197 162V161H196ZM175 162H173V164H174ZM175 164H177V163H175ZM163 165V164H162ZM198 165V164H197ZM55 166H57L58 167V165L57 164H55ZM40 167L42 168V172L46 169V168H48L46 165H44V164H41L40 165ZM239 167V166H238ZM59 168H61V164H60V166H59ZM202 168V167H201ZM200 168V169H201ZM193 169V168H192ZM191 169V170H192ZM36 170V169H35ZM38 170V169H37ZM198 170V169H197ZM206 170V169H205ZM23 171V170H22ZM30 171V170H29ZM149 172V171H148ZM195 173V172H194ZM197 173V172H196ZM251 174H253V173H251ZM238 175H240V174H238ZM242 176V175H241ZM213 177V176H212ZM240 177V176H239ZM216 178H218L219 179V177H216ZM241 178V177H240ZM242 178H244L245 179V176L244 177H242ZM224 179V178H223ZM228 179V178H227ZM222 180V179H221ZM244 181V180H243ZM219 182V181H218ZM225 183V182H224ZM222 185V184H221ZM261 186V185H260ZM215 188V187H214ZM249 191V190H248ZM229 192V191H228ZM262 196V195H261ZM177 197V196H176ZM180 197V196H179ZM206 198V197H205ZM212 198V197H211ZM243 198V197H242ZM249 199V198H248ZM255 199V198H254ZM260 199H261V197H260ZM166 201V200H165ZM233 202L235 201V200H232ZM232 201H231V204H232ZM201 202V201H200ZM211 202V201H210ZM192 203V202H191ZM204 203H208V202H204ZM203 203V204H204ZM212 203V202H211ZM235 203V202H234ZM250 203V202H249ZM171 204V203H170ZM228 204V203H227ZM226 204V205H227ZM204 205H206V204H204ZM208 205V204H207ZM213 205V204H212ZM219 205V204H218ZM209 206V205H208ZM214 206V205H213ZM230 206V205H229ZM228 206V207H229ZM255 206V205H254ZM205 207V206H204ZM246 207V206H245ZM264 207V206H263ZM258 208V207H257ZM189 209V208H188ZM191 209V208H190ZM202 209H204V208H202ZM205 209H209V207H207V208H205ZM213 209L215 210V208L213 207ZM212 209V207H210V211H212L213 210ZM101 210V209H100ZM220 209L218 208V210H216V211H219ZM221 210H223V209H221ZM220 210V211H221ZM232 210H234V212H238V213H240V211H239V209H237V211L234 209V208H230V209H228V211H232ZM262 210V209H261ZM160 211V210H159ZM197 211H199V210H197ZM225 210H223V212H220L221 214L222 213H225L224 212ZM256 211V210H255ZM177 212V211H176ZM243 212V211H242ZM245 212V211H244ZM249 212V211H248ZM263 212V211H262ZM158 213V212H157ZM192 213H194L193 211H192ZM196 213V212H195ZM194 213V214H195ZM209 213V212H208ZM215 214H216V212H214ZM213 213V214H214ZM232 213V212H231ZM237 213V214H238ZM188 214V213H187ZM201 214V213H200ZM207 214V213H206ZM210 214H212V213H210ZM212 214V216L210 215V217H217V216H214ZM218 214H219V212H218ZM227 214V213H226ZM229 214V213H228ZM249 214V213H248ZM198 215H199V213H198ZM44 216V215H43ZM196 216V215H195ZM233 216V215H232ZM205 217V216H204ZM225 217H227V216H225ZM206 218V217H205ZM228 218V217H227ZM230 218V217H229ZM228 218V219H229ZM232 218V217H231ZM237 218H239V217H237ZM213 219V218H212ZM240 219H241V217H240ZM234 221V220H233ZM237 221V220H236ZM235 221V222H236ZM239 221V220H238ZM242 221V220H241ZM254 221V220H253ZM243 222V221H242ZM23 225L25 226V227H28V223H23ZM24 227V228H25ZM39 227V226H38ZM22 228V227H21ZM251 228V227H250ZM256 260V259H255Z\"/></svg>","mask_w":264,"mask_h":264},{"label":"snow or ice","instance_id":"6c2138e0","mask_svg":"<svg viewBox=\"0 0 264 264\" xmlns=\"http://www.w3.org/2000/svg\"><path fill=\"white\" fill-rule=\"evenodd\" d=\"M261 11H264V9H260ZM10 35V34H9ZM24 65H21V67H23ZM256 139H260V140H264V136L261 137H253L250 140H242L240 141L239 145H238V150L239 151H244L243 145L247 144V143H252L254 140ZM183 143V142H181ZM153 156H149V159H153ZM78 172V170H70V172L68 174H73ZM54 208V204L53 205H49L46 209L45 208H40V209H32V208H28L27 206L24 207V211L26 213H34L36 217H40L41 215H47L49 212H51ZM79 211V210H77ZM99 209H97L96 213H93L91 211L88 212V215L91 217L92 220H97L98 214H99ZM145 214L148 213L149 209L148 208H144L142 210ZM71 215V214H70ZM229 215H231V212L229 213ZM14 218H18L15 216L14 214ZM126 220L131 221L132 220V216H126L125 217ZM148 216L145 215L144 216V220H147ZM199 220H205V217L203 214H201L198 217ZM188 217H185V221L187 222ZM73 222H75L74 217H73ZM141 222V221H138ZM124 224V220H113V217L111 215H108L105 220L101 221L100 224L97 226L98 229H102L104 232L108 233L109 235H113L116 233H122L123 232V227L122 225ZM3 226H7V222H3ZM64 224H61V227H64ZM147 227L149 229L152 228L151 224H148ZM211 227V225H209V228ZM264 227V226H262ZM133 232L136 231L135 228L132 229ZM165 231V229L163 227H158L156 233H155V241H160V240H167L168 237L165 236H161L160 233H163ZM97 236L100 235V231H97ZM246 235H249L248 233H245ZM148 235H152L151 232L148 233ZM12 242L6 238H0V264H7V258L13 256V250L12 248L9 246ZM137 246H139V250H146L150 253H155L157 251V248L162 247L161 244L157 243L155 247L152 246V244L149 243L148 239L146 238V234L144 232H140L139 234V238L135 239V238H129L127 235H124L122 237V243L117 244L116 245V252H117V256H126L127 258V264H132V260L134 259V253L137 252ZM117 256H113L111 258L112 260V264H121L120 259L117 258Z\"/></svg>","mask_w":264,"mask_h":264},{"label":"water","instance_id":"95a60500","mask_svg":"<svg viewBox=\"0 0 264 264\" xmlns=\"http://www.w3.org/2000/svg\"><path fill=\"white\" fill-rule=\"evenodd\" d=\"M74 7V25L88 26L99 15L98 4L95 0H73ZM209 39V38H208ZM207 41V40H206ZM231 86V85H229ZM90 97L97 104L107 110V117L112 120L117 110L123 103V88L121 83L111 69H103L94 84L89 89ZM218 122V120H217ZM11 130L9 136L21 134L20 117L11 120ZM141 131L140 128L136 129Z\"/></svg>","mask_w":264,"mask_h":264}]
</instances>
